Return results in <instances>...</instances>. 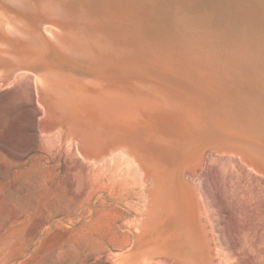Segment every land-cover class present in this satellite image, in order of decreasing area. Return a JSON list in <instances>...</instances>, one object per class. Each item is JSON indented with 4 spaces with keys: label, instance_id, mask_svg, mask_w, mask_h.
I'll use <instances>...</instances> for the list:
<instances>
[{
    "label": "bare ground",
    "instance_id": "1",
    "mask_svg": "<svg viewBox=\"0 0 264 264\" xmlns=\"http://www.w3.org/2000/svg\"><path fill=\"white\" fill-rule=\"evenodd\" d=\"M263 9L264 0H0V107L33 109L32 157L63 172L76 200L129 203L141 187L140 216L124 221L133 244L111 264H221V246L234 248L215 215L233 175L217 196L207 183L214 165L232 164L242 187L252 184L244 175L264 184ZM141 108L153 122H138ZM182 226L203 260L192 249L172 259L187 256ZM235 232L264 256V229L241 221Z\"/></svg>",
    "mask_w": 264,
    "mask_h": 264
},
{
    "label": "rangeland",
    "instance_id": "2",
    "mask_svg": "<svg viewBox=\"0 0 264 264\" xmlns=\"http://www.w3.org/2000/svg\"><path fill=\"white\" fill-rule=\"evenodd\" d=\"M263 12L264 9L260 17L264 23ZM220 22L224 27L225 20L220 19ZM158 23L163 26L162 20ZM262 37L260 43L264 46V35ZM218 70L221 73L226 68L219 65ZM256 70L264 74V67ZM138 112L137 120L141 125L148 120L153 122L152 116H148L150 113L142 108ZM36 118L28 105L22 108L0 107V264H111L109 257L112 254L127 250L133 244V235L124 223L140 216L141 187L135 186L129 203H118L112 199L105 202L76 200L63 172L56 167L41 165L32 157L38 128ZM140 149L145 151L143 147ZM228 166L224 170L214 165L209 171L211 178L207 183L217 196L223 182L228 185V178L233 175L229 203L213 199L218 204L215 215L224 237L234 245L232 250L221 246V264H264L260 248H249L250 236L235 232L241 221L259 230L264 229V224H261L264 223V184L250 175H244L250 178L252 184L242 187L238 184L242 176L237 167ZM257 176L263 179V175ZM176 182V186L184 191L183 203L192 205L187 195L186 179L179 178ZM172 185L175 186V181ZM236 209L245 212L237 213ZM181 230L177 237L179 244L183 245L178 248L184 249L187 256L177 252L172 259L179 261L187 258L192 249L203 260L198 241L194 244L186 241L193 239L190 226H182ZM249 258L253 262L249 263ZM151 261L146 264H158ZM199 262L197 264H204V261Z\"/></svg>",
    "mask_w": 264,
    "mask_h": 264
}]
</instances>
